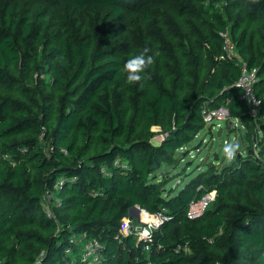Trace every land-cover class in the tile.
<instances>
[{"label":"trees","instance_id":"obj_1","mask_svg":"<svg viewBox=\"0 0 264 264\" xmlns=\"http://www.w3.org/2000/svg\"><path fill=\"white\" fill-rule=\"evenodd\" d=\"M223 32L257 70V118ZM146 48L130 85L123 65ZM223 106L247 152L175 193L163 166ZM263 119L264 0H0V264L79 263L90 239L95 264H264ZM134 206L169 220L139 241L123 227Z\"/></svg>","mask_w":264,"mask_h":264},{"label":"built area","instance_id":"obj_2","mask_svg":"<svg viewBox=\"0 0 264 264\" xmlns=\"http://www.w3.org/2000/svg\"><path fill=\"white\" fill-rule=\"evenodd\" d=\"M224 42L222 46L221 58L226 60H235L241 66L242 72L238 80V86L242 88V98L246 100L248 105V111L251 117L257 118L260 115L263 100L255 94L254 86L258 80L257 70L251 69L248 66L247 61L238 52L236 44L231 40L228 32L222 33ZM206 124H210L212 128L215 126L224 128V123H233L238 126V119L230 118V111L227 107L223 106L217 109L209 110L204 113ZM127 167V165H125ZM105 169H103L104 171ZM216 198V190L207 192L203 197L193 200L187 211V216L191 219L200 218L209 205ZM166 210L155 214H150L146 210L140 207L138 211L133 212V215H129L123 221L124 231L136 235L139 241L146 240L152 237L153 231L159 228L164 222L169 220L168 214H165ZM144 216H149V221L144 220ZM102 244L98 239H90L85 242L81 251L80 262L73 264H95L99 261ZM67 253H71L70 249H67ZM38 264V263H37Z\"/></svg>","mask_w":264,"mask_h":264},{"label":"rangeland","instance_id":"obj_3","mask_svg":"<svg viewBox=\"0 0 264 264\" xmlns=\"http://www.w3.org/2000/svg\"><path fill=\"white\" fill-rule=\"evenodd\" d=\"M94 15H97V13H94ZM222 122L225 123L220 136L218 135L219 127L215 126V128H212L210 124H206L193 144L189 146L191 151L186 155V158L182 159L175 167L163 166L162 172L160 173L164 175L163 179L166 180L167 188H174L176 189L175 193H177L187 182L194 178L199 172L205 170L211 163L217 164L222 168L230 165L232 160L226 161V157L223 154L225 142H238L240 144V149L237 151V154L244 155L247 152V148L251 144L248 139H246L247 128L240 122H238V126H235L233 123L229 124L226 121ZM159 129L160 128L154 127V130ZM263 136V128H260L258 137L262 138ZM157 138L160 139L161 136L157 135ZM197 145L198 147H196ZM254 148L256 149L257 147L254 145ZM186 149L187 147L182 148L180 154L182 155ZM216 154L219 156V160H215ZM131 213L133 214V211Z\"/></svg>","mask_w":264,"mask_h":264},{"label":"clouds","instance_id":"obj_4","mask_svg":"<svg viewBox=\"0 0 264 264\" xmlns=\"http://www.w3.org/2000/svg\"><path fill=\"white\" fill-rule=\"evenodd\" d=\"M148 49L140 52L137 55H134L127 59L123 65V73L125 75L126 82L128 84H134L138 81H141L145 69L151 65L152 57L146 55ZM240 149V144L236 141L225 142L223 146V154L226 157V161H231L237 154V151Z\"/></svg>","mask_w":264,"mask_h":264},{"label":"water","instance_id":"obj_5","mask_svg":"<svg viewBox=\"0 0 264 264\" xmlns=\"http://www.w3.org/2000/svg\"><path fill=\"white\" fill-rule=\"evenodd\" d=\"M222 131H223V126L220 127L219 129V132H218V135L220 136L222 134ZM215 160H219V156L216 154L215 156ZM140 209L139 206H134L133 208H131L130 210V215L132 216L133 214L131 213L132 211L135 212V211H138Z\"/></svg>","mask_w":264,"mask_h":264},{"label":"bare ground","instance_id":"obj_6","mask_svg":"<svg viewBox=\"0 0 264 264\" xmlns=\"http://www.w3.org/2000/svg\"><path fill=\"white\" fill-rule=\"evenodd\" d=\"M150 217L149 216H144V220L149 221Z\"/></svg>","mask_w":264,"mask_h":264}]
</instances>
